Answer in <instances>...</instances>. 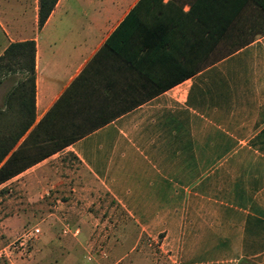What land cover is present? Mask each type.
Returning a JSON list of instances; mask_svg holds the SVG:
<instances>
[{
	"label": "crops",
	"instance_id": "obj_1",
	"mask_svg": "<svg viewBox=\"0 0 264 264\" xmlns=\"http://www.w3.org/2000/svg\"><path fill=\"white\" fill-rule=\"evenodd\" d=\"M192 2L57 0L39 27V0H0V55L34 41L32 127L60 101L56 126L93 128L63 149L178 264H264V28L205 65Z\"/></svg>",
	"mask_w": 264,
	"mask_h": 264
},
{
	"label": "rangeland",
	"instance_id": "obj_2",
	"mask_svg": "<svg viewBox=\"0 0 264 264\" xmlns=\"http://www.w3.org/2000/svg\"><path fill=\"white\" fill-rule=\"evenodd\" d=\"M235 24L212 58L253 38L264 28V13L245 8ZM22 77L18 71L4 77L0 107L6 90ZM34 227L39 228L37 237L20 246L22 235ZM161 239L162 235L142 232L99 180L65 149L0 184V264L30 256L39 260L40 254L68 264L64 262L67 246L76 248L72 251L77 264H178L161 247ZM58 241L65 246L57 249Z\"/></svg>",
	"mask_w": 264,
	"mask_h": 264
},
{
	"label": "trees",
	"instance_id": "obj_3",
	"mask_svg": "<svg viewBox=\"0 0 264 264\" xmlns=\"http://www.w3.org/2000/svg\"><path fill=\"white\" fill-rule=\"evenodd\" d=\"M56 2L57 0H39V27L43 25ZM249 5L264 13V0H194L192 2L191 15L200 17L199 15L202 14L203 16L204 38L202 45L205 65L211 61L209 56H211L212 51L215 50L218 43L228 36V32L233 29L232 26L240 21L241 14ZM131 15L130 12L127 17ZM250 41L249 39L245 43L232 46L230 51ZM192 46L195 44L193 43ZM223 56L214 57L212 60ZM125 58L129 59L135 68L141 69L140 62H134L129 57ZM194 59L195 57L189 56L188 62L193 61L194 63ZM199 63L200 58L198 57V65L192 69L199 67ZM17 71L22 73L24 77L16 80L6 90L3 105L0 107V184L79 139L81 136L70 134L77 132L73 128L81 127L78 129L79 134L93 129L82 128L81 123L74 122L56 126L52 114L56 106L60 105V101L54 106L55 109L49 111L43 119L32 127L35 120V43L33 40L13 42L0 55V85L5 76ZM193 73L195 71H190V69L182 72H169L165 76L164 86L168 87L179 83ZM31 127L28 135H25ZM49 146L51 147L49 148Z\"/></svg>",
	"mask_w": 264,
	"mask_h": 264
},
{
	"label": "built area",
	"instance_id": "obj_4",
	"mask_svg": "<svg viewBox=\"0 0 264 264\" xmlns=\"http://www.w3.org/2000/svg\"><path fill=\"white\" fill-rule=\"evenodd\" d=\"M39 233V228L34 227L30 230H27L21 237V240L19 242L20 246H24L27 243H29L30 241H32L33 239H35L37 237ZM11 246L15 247V242H11L10 244Z\"/></svg>",
	"mask_w": 264,
	"mask_h": 264
}]
</instances>
